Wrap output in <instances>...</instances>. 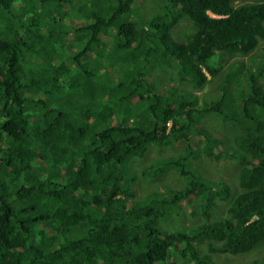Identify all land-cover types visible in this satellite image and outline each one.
<instances>
[{
  "label": "trees",
  "instance_id": "obj_1",
  "mask_svg": "<svg viewBox=\"0 0 264 264\" xmlns=\"http://www.w3.org/2000/svg\"><path fill=\"white\" fill-rule=\"evenodd\" d=\"M138 1L0 0V264L264 253V0H162L150 17ZM219 77L221 98L201 103ZM205 114L242 126L231 148L201 126ZM193 140L199 166L203 156L239 166L236 191L191 170ZM181 141L184 157L143 173L174 168L186 186L141 196L129 163Z\"/></svg>",
  "mask_w": 264,
  "mask_h": 264
},
{
  "label": "rangeland",
  "instance_id": "obj_2",
  "mask_svg": "<svg viewBox=\"0 0 264 264\" xmlns=\"http://www.w3.org/2000/svg\"><path fill=\"white\" fill-rule=\"evenodd\" d=\"M263 0H240L238 4L243 3H251V2H260ZM162 0H139L138 4L141 6V14L142 16L150 17L151 15L155 14L158 10V6L162 3ZM143 16V17H144ZM190 28V24L188 22L179 23L176 28L175 32L176 34L174 36L178 38H182V33L186 30L185 28ZM261 52L259 50H256L253 54L250 56H247L243 58L245 61L247 59H250L252 56H260ZM220 57H215L211 61V64L214 66H220L222 63L219 61ZM238 58L234 57L231 59V61H236ZM228 63L225 64L227 66ZM249 66V64H247ZM221 77L214 80L213 83H209L207 87L203 91H200L201 93L197 94L200 98L201 95H203L201 103L207 102L211 103L212 100H218L221 98L219 96L220 93V80ZM165 79H168V77L165 75H162L159 77L158 82L156 80L154 85V92L160 91V86H162ZM182 88H186L191 90L190 86L181 85ZM166 88V87H163ZM196 93V91H193ZM194 95V94H193ZM195 96V95H194ZM113 104L119 105L121 102H117V98H113ZM238 105H240L238 103ZM130 108V105L128 106ZM142 109V110H141ZM144 105H141L140 107V113L143 114ZM137 112V109L133 111V113ZM146 114V113H145ZM258 115V120H260V116ZM145 116V115H144ZM223 114L217 115V114H205L201 117H197L198 122H200L201 126L205 128L206 130H209V132L214 135L217 138H220L221 142H226L227 144L225 146L231 148L232 146L229 145L230 143H235L236 136H238V133L242 127L241 125H235L232 122H225L223 119ZM230 133H234L235 137L230 138ZM200 142L198 140H193V143L191 145V148H194L196 151L198 150V153L196 155L191 156L190 160H192L193 165L196 169H191L194 171H200L204 181L208 182V184H214L218 180H223L224 182L227 181L229 184H231V187L233 188V191L237 190V176L238 172L240 171L239 166L235 165L236 163L231 162L229 159L220 158L219 160H212L214 158L208 159L203 156V159L201 161V166H199V160H200V152H201V146ZM174 145L170 144H162L157 145L153 144L148 148V151L144 158H134L129 163L128 167L130 169V172L137 180V189L141 193V196H148L149 194L153 193L155 189H157V186L160 185V183H164L167 186L169 185L172 188H184L186 186V182L184 179H182L174 170V168H167L165 171H148V173H143L145 168L150 167L153 163L156 164V166L160 165L161 163H166L167 160H178L181 156L184 157L186 150H184V145L182 141L175 145V147H171ZM190 157V156H189ZM188 159V157H185ZM240 156L237 157L239 160ZM183 162V161H182ZM158 176V177H157ZM228 184V185H229ZM142 190V191H141ZM225 211V209H224ZM221 215L223 216L224 213L221 212ZM193 222H196V220L192 219L190 216L186 217V221L181 224L185 225L187 227L191 226ZM263 249L260 248L259 251H256L248 256H236V257H222V256H216L214 257V260L217 261L219 264H251L255 259L261 257L264 255ZM180 264H186V263H180ZM188 264V263H187Z\"/></svg>",
  "mask_w": 264,
  "mask_h": 264
},
{
  "label": "clouds",
  "instance_id": "obj_3",
  "mask_svg": "<svg viewBox=\"0 0 264 264\" xmlns=\"http://www.w3.org/2000/svg\"><path fill=\"white\" fill-rule=\"evenodd\" d=\"M212 16H214V15H212ZM205 72V71H204ZM209 77V76H208ZM199 93H201V92H199Z\"/></svg>",
  "mask_w": 264,
  "mask_h": 264
}]
</instances>
